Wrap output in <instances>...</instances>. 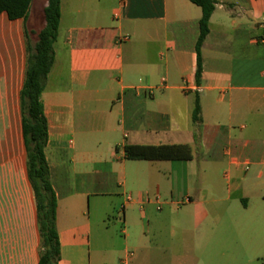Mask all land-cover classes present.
I'll use <instances>...</instances> for the list:
<instances>
[{
	"label": "crops",
	"instance_id": "obj_1",
	"mask_svg": "<svg viewBox=\"0 0 264 264\" xmlns=\"http://www.w3.org/2000/svg\"><path fill=\"white\" fill-rule=\"evenodd\" d=\"M213 1L197 84L188 0H60L41 95L57 264H205L264 242V0ZM39 3L26 21L0 14V264L39 261L20 109ZM127 146L189 157L128 160Z\"/></svg>",
	"mask_w": 264,
	"mask_h": 264
},
{
	"label": "trees",
	"instance_id": "obj_2",
	"mask_svg": "<svg viewBox=\"0 0 264 264\" xmlns=\"http://www.w3.org/2000/svg\"><path fill=\"white\" fill-rule=\"evenodd\" d=\"M188 1L201 9L199 35L195 47L197 55L195 80L198 84L202 74L200 49L208 35V24L215 4L213 0ZM31 4L32 0H0V14L6 13L10 20L26 21ZM43 16L44 27L36 34V42L27 45L25 78L20 92V109L28 178L36 201L37 227L40 237L38 264H57L60 245L55 224L56 196L50 183L49 168L45 158L48 128L41 95L54 62L53 44L56 40L60 19V0H46ZM199 113V102L196 99L192 112L194 123L199 121ZM125 157L128 160L188 159L189 150L185 146H127Z\"/></svg>",
	"mask_w": 264,
	"mask_h": 264
},
{
	"label": "rangeland",
	"instance_id": "obj_3",
	"mask_svg": "<svg viewBox=\"0 0 264 264\" xmlns=\"http://www.w3.org/2000/svg\"><path fill=\"white\" fill-rule=\"evenodd\" d=\"M39 1L34 0L35 5H39ZM116 229L117 235L122 238L121 225L117 224ZM226 246L225 250L223 249L213 258L212 263L206 260L205 264H264V242H255L245 249L239 247L236 241H230L226 243ZM110 260L112 264H124L125 253L111 256Z\"/></svg>",
	"mask_w": 264,
	"mask_h": 264
},
{
	"label": "built area",
	"instance_id": "obj_4",
	"mask_svg": "<svg viewBox=\"0 0 264 264\" xmlns=\"http://www.w3.org/2000/svg\"><path fill=\"white\" fill-rule=\"evenodd\" d=\"M127 201H130V197L127 198ZM155 201L159 204L160 199L156 198ZM157 210H160V206H157Z\"/></svg>",
	"mask_w": 264,
	"mask_h": 264
}]
</instances>
